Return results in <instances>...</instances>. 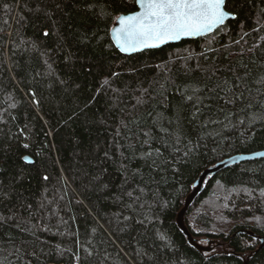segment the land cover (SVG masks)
<instances>
[{"label": "trees", "instance_id": "1", "mask_svg": "<svg viewBox=\"0 0 264 264\" xmlns=\"http://www.w3.org/2000/svg\"><path fill=\"white\" fill-rule=\"evenodd\" d=\"M135 9L133 0H0V190L10 192L0 212L31 230L11 228L17 244L29 243L9 259L264 264V245L236 233L264 236V157L208 176L188 206V231L219 241L212 250L191 246L176 223L202 169L264 148V120L252 122L264 103V0H227L236 19L208 38L123 54L110 29ZM160 113L167 131L153 124Z\"/></svg>", "mask_w": 264, "mask_h": 264}, {"label": "snow or ice", "instance_id": "2", "mask_svg": "<svg viewBox=\"0 0 264 264\" xmlns=\"http://www.w3.org/2000/svg\"><path fill=\"white\" fill-rule=\"evenodd\" d=\"M133 2L135 5H138L139 10L117 15L115 18L117 26L110 29L112 42L122 53H132L146 48H158L170 41H179L183 38H208L211 34L222 31L229 19H236V13L227 10V0H133ZM93 3H98V0H93ZM55 7L56 9H60L61 5L57 3ZM88 7L96 11L91 4ZM109 7L108 4L104 5V14H107ZM36 11L40 12L43 10L38 8ZM45 15H48V13H45ZM255 30L258 31L259 28ZM49 34L48 31L43 32L45 37L49 36ZM244 35L246 36L248 33H244ZM93 38L85 33L82 37L78 38V42L87 47ZM236 43H239V41H236ZM187 59H191V55ZM259 82L264 83V78ZM104 83L107 84L108 81L105 80ZM198 91V89H194L193 94L195 95ZM193 98V95L186 96V100L189 102L193 101ZM183 99L185 97H182ZM195 100L197 104L196 112H199V96H196ZM227 102L232 103L233 101ZM138 103H142L139 98ZM248 107L251 108L252 105H248ZM177 109L182 111V104L177 105ZM193 118H195V113H193ZM165 119L164 114L160 113L154 119L153 124L160 127L161 131H167L161 123ZM257 119L264 120V103H261L258 114L253 113L252 122L254 123ZM167 122L171 124L172 120L167 119ZM176 122L177 124L180 122L179 112L176 115ZM125 127L127 128V125ZM23 131V129L20 130L21 134ZM142 134L145 137H150L149 132H142ZM171 138L170 134L169 139ZM144 142L147 143L148 140L146 139ZM176 143H179L178 139ZM23 147L27 148L28 145L25 144ZM175 150L179 151L178 148ZM154 151L157 154L160 153V149H155ZM146 155L151 158L152 153L148 152ZM21 159L27 161L28 158L22 157ZM151 164L152 166H156L157 161L153 159L151 160ZM17 179L22 180L23 176L21 175ZM44 179L47 180L48 177L45 176ZM0 189H2V182H0ZM128 195L131 196L132 193H128ZM262 195H264V190H262ZM9 198L10 192L0 190V204ZM27 207L30 209L31 205ZM8 211L11 212L12 210L8 209ZM15 216V213L6 216L3 212H0V253H5L0 255V264H12L9 257L19 259L22 252L21 246L29 243L22 240L20 244H17L16 240L12 237L10 232L12 227L17 228L21 232L31 231L29 228L21 227L19 223L13 224ZM32 234L35 235V233ZM161 239H164V237L161 236ZM30 255L36 256L37 254L33 251ZM77 259L79 258L77 257ZM28 264H31V262L29 261Z\"/></svg>", "mask_w": 264, "mask_h": 264}, {"label": "water", "instance_id": "3", "mask_svg": "<svg viewBox=\"0 0 264 264\" xmlns=\"http://www.w3.org/2000/svg\"><path fill=\"white\" fill-rule=\"evenodd\" d=\"M137 10H139L138 5H136V9L132 10V11H137ZM132 11L122 12L120 14H126V13H130ZM114 26H117L115 24V20H114L111 28ZM110 36H111V34H110ZM189 38H192V37H189ZM189 38H183V39H189ZM194 38H197V37H194ZM111 40H112V38H111ZM175 42H178V41H170L168 43H175ZM168 43H166V44H168ZM114 46H115V44H114ZM161 46H163V45H161ZM146 49H150V48H146ZM117 50L119 51L118 48H117ZM143 50H145V49H143ZM140 51H142V50H140ZM140 51H136V52H140ZM132 53H135V52H132ZM132 53H123V54H132ZM23 157H27L28 158L27 161H31L29 156L24 155ZM257 157H264V148L260 149V150L252 151V152L232 154L230 156H227L225 158H222V159L216 161L212 165H209L208 167H206L200 171L197 178L193 182L191 190L186 194V196L183 200L182 207L180 208V210L178 211V213L176 215V223H177L178 227L181 229V231L185 234L187 242L191 246L195 247L197 250H199L201 252H204V251L212 250L213 249L212 244H215V245L219 244V241H216L213 239L212 240H206L205 244L200 242L199 239H197L191 235V233L188 231V229L185 225V222H184V214H185L188 206L193 202L194 198L197 196V194H199L203 190L206 178L208 176L214 175L219 170H221V169H223V168H225L231 164H234V163H237L240 161H244V160H248V159L257 158ZM236 233H246L253 238H257L259 240V244H258L257 248H260L261 246L264 245V236L257 235L254 232H252L251 230L239 229L236 231ZM247 259H248V256L245 258V260L243 262L244 264L247 262Z\"/></svg>", "mask_w": 264, "mask_h": 264}, {"label": "bare ground", "instance_id": "4", "mask_svg": "<svg viewBox=\"0 0 264 264\" xmlns=\"http://www.w3.org/2000/svg\"><path fill=\"white\" fill-rule=\"evenodd\" d=\"M206 252H208V251H206Z\"/></svg>", "mask_w": 264, "mask_h": 264}]
</instances>
